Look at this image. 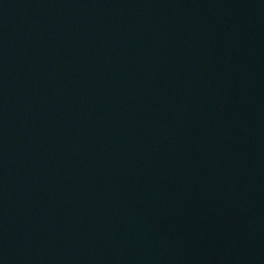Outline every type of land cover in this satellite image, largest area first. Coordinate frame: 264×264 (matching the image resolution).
Wrapping results in <instances>:
<instances>
[{
  "label": "water",
  "instance_id": "obj_1",
  "mask_svg": "<svg viewBox=\"0 0 264 264\" xmlns=\"http://www.w3.org/2000/svg\"><path fill=\"white\" fill-rule=\"evenodd\" d=\"M0 264H264V0H0Z\"/></svg>",
  "mask_w": 264,
  "mask_h": 264
}]
</instances>
